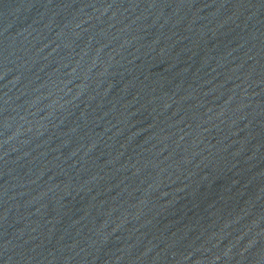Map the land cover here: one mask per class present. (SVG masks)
Segmentation results:
<instances>
[{"label":"water","instance_id":"95a60500","mask_svg":"<svg viewBox=\"0 0 264 264\" xmlns=\"http://www.w3.org/2000/svg\"><path fill=\"white\" fill-rule=\"evenodd\" d=\"M0 264H264V0H0Z\"/></svg>","mask_w":264,"mask_h":264}]
</instances>
